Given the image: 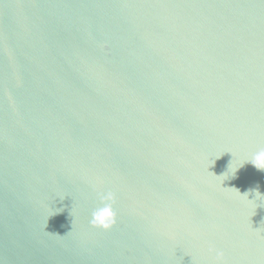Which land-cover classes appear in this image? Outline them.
<instances>
[{"label":"water","instance_id":"obj_1","mask_svg":"<svg viewBox=\"0 0 264 264\" xmlns=\"http://www.w3.org/2000/svg\"><path fill=\"white\" fill-rule=\"evenodd\" d=\"M261 149L264 0H0V264H264Z\"/></svg>","mask_w":264,"mask_h":264},{"label":"clouds","instance_id":"obj_2","mask_svg":"<svg viewBox=\"0 0 264 264\" xmlns=\"http://www.w3.org/2000/svg\"><path fill=\"white\" fill-rule=\"evenodd\" d=\"M247 163H250L258 171L264 172V149L257 151ZM244 194H249L248 198L250 195H253L254 199L257 196H264L258 188L249 189V191ZM100 200L102 202V206L93 211L91 224L104 230H111L117 223V214L113 207L115 203V195L112 192H108L106 194L101 193ZM210 250L215 252L217 264H222L224 257L223 251L218 249Z\"/></svg>","mask_w":264,"mask_h":264}]
</instances>
